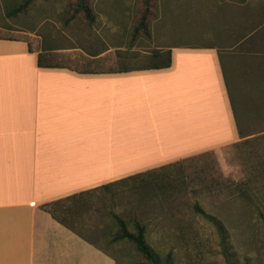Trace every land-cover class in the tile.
Segmentation results:
<instances>
[{
  "label": "crops",
  "instance_id": "obj_1",
  "mask_svg": "<svg viewBox=\"0 0 264 264\" xmlns=\"http://www.w3.org/2000/svg\"><path fill=\"white\" fill-rule=\"evenodd\" d=\"M238 2L167 68H40L54 50L0 37V264H117L41 207L246 142L228 77L264 91V0Z\"/></svg>",
  "mask_w": 264,
  "mask_h": 264
},
{
  "label": "rangeland",
  "instance_id": "obj_2",
  "mask_svg": "<svg viewBox=\"0 0 264 264\" xmlns=\"http://www.w3.org/2000/svg\"><path fill=\"white\" fill-rule=\"evenodd\" d=\"M25 1L0 0V37L54 50L48 63L77 69L157 63L153 53L163 48L227 37L229 22L242 16L222 5L239 0H151L143 32L136 31L143 0H86L90 16L75 11L77 0H30L8 15ZM228 78L246 142L90 192L81 202L61 201L57 217L117 264L145 261L126 241H110L118 233L112 215L131 232L134 222L143 224L148 245L169 264H264V91ZM196 205L222 224L224 241Z\"/></svg>",
  "mask_w": 264,
  "mask_h": 264
},
{
  "label": "trees",
  "instance_id": "obj_3",
  "mask_svg": "<svg viewBox=\"0 0 264 264\" xmlns=\"http://www.w3.org/2000/svg\"><path fill=\"white\" fill-rule=\"evenodd\" d=\"M150 2L151 0H143L144 3V9H143V13L141 15V18L139 20L138 26L136 28V31L138 30H142L143 32H146V25H147V18L150 15ZM30 3V0H26L25 2H23L22 4H20L18 7L12 9L8 15H14L18 12H21L22 10H26L28 8V5ZM75 11H82L84 12L87 16H90V8L87 6V1L86 0H77L76 4H75ZM4 39H13V38H4ZM30 50V48H29ZM154 57L159 58L160 60L157 63H153L150 64L149 66L151 68L154 69H158V68H167L170 66V51L167 50L165 52H161V51H156L153 53ZM38 67L40 68H59V65H53L50 63H44L42 56L39 54L38 55V63H37ZM155 172H150L147 173L145 175L148 174H152ZM139 177V176H137ZM135 178V177H134ZM109 188V185L103 186L98 190H106ZM96 190H92V191H87V192H83V193H79L76 195H72L69 197H66L64 199L61 200H57L51 203H48L46 205H43L41 208L48 212L57 222H59L60 224H62L63 226L71 229L63 219H60L57 217L56 215V211L57 209H61L63 210L62 206H60L61 201H82V198L84 197V195L93 192ZM195 210L198 211V213H200V215L209 220L211 223H213V225L217 228V230L219 231L220 235H221V239L222 241H224V228L222 226V224L214 217L212 216H208L207 214H205L199 207H197V205L195 206ZM112 218L114 220V222L117 225V234L110 240L112 241V243L117 242V241H126L129 245H131L135 252L137 253V255H140L141 258L145 261L144 264H169V261L167 259H161L160 256L154 251V249L148 245L146 238H145V226L143 224H140L138 222H134L133 223V227H134V231L131 232L127 229V226L125 224V222L123 220H121L120 218H118L115 215H112ZM264 221V220H263Z\"/></svg>",
  "mask_w": 264,
  "mask_h": 264
}]
</instances>
